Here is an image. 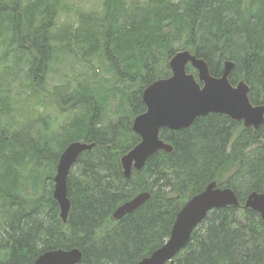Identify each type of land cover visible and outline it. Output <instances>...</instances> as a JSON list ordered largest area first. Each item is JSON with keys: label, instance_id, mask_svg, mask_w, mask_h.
Returning a JSON list of instances; mask_svg holds the SVG:
<instances>
[{"label": "trees", "instance_id": "obj_1", "mask_svg": "<svg viewBox=\"0 0 264 264\" xmlns=\"http://www.w3.org/2000/svg\"><path fill=\"white\" fill-rule=\"evenodd\" d=\"M62 1L0 0V45L8 46L0 59L12 52L21 62L27 58L35 89L65 52L102 58L118 81L108 86L95 73L94 82L69 95L84 111L65 127L61 143L35 135L33 123L0 119V264H33L46 251L75 247L80 264H137L167 241L181 208L213 181L232 188L240 205L212 210L170 264H264L262 218L241 207L252 191L264 193V123L255 129L210 113L187 129H162L172 152L157 151L130 178L121 165L141 140L132 121L146 110L144 88L172 74L168 61L180 48L203 58L216 77L232 61L231 83L245 81L251 102L264 105V0H102L101 12L77 13L80 24L59 27ZM187 70L195 72L191 65ZM12 74L7 67L0 75V117L14 116L4 95L5 76ZM118 94L127 107L104 124L106 106ZM80 140L95 146L70 171L64 222L54 176L62 152ZM143 191L151 195L146 203L113 217Z\"/></svg>", "mask_w": 264, "mask_h": 264}, {"label": "water", "instance_id": "obj_2", "mask_svg": "<svg viewBox=\"0 0 264 264\" xmlns=\"http://www.w3.org/2000/svg\"><path fill=\"white\" fill-rule=\"evenodd\" d=\"M188 65L195 68L197 75L188 72ZM169 66L172 71L169 77L157 79L143 90L142 100L146 110L132 122V129L141 140L121 157L126 178L132 176L134 169H143L149 157L157 151L172 152L173 145L161 137L164 128L187 129L198 117L210 113L225 114L235 121H242L245 127L252 126L255 129L264 123V105L251 102L249 85L245 81L236 85L231 83L229 76L234 67L232 61H226L223 74L216 77L211 74L203 58L185 49L171 57ZM94 146V142L74 141L60 155L54 176L53 197L60 206V216L64 222L68 219L71 206L68 176L79 156ZM150 196L147 191L138 193L120 205L113 217L122 219L146 203ZM239 205L238 196L232 188L219 187L213 181L181 208L167 241L137 264L173 263L189 243L194 230L212 210ZM241 207L258 212L264 223V193L252 191ZM82 256V251L77 247L60 248L46 251L33 264H80Z\"/></svg>", "mask_w": 264, "mask_h": 264}, {"label": "rangeland", "instance_id": "obj_3", "mask_svg": "<svg viewBox=\"0 0 264 264\" xmlns=\"http://www.w3.org/2000/svg\"><path fill=\"white\" fill-rule=\"evenodd\" d=\"M102 9V0H63L59 6V17L56 22L59 27L65 23L74 22L78 25L80 20H76L77 13L89 14L94 11L101 12ZM59 27L54 28V34L59 32ZM5 46L8 49V46ZM5 46L0 45V56L7 51ZM180 50L185 49L180 48L177 51ZM17 56L12 52L5 62L0 59V75L4 76L7 67L14 73L12 76H5L8 84L5 86L8 90L4 92V95L10 97L15 109L13 117L1 116V122L2 124L8 121L33 123L35 135L49 137L51 140L57 138L60 143L67 133L65 127L75 116L84 111L81 106H72L68 100L69 95L75 94L80 85H90L94 82L95 73H97L96 79L104 76L108 81V86L117 84L118 81L115 75L106 69V63L101 61L102 58L97 57L92 61H87L81 55L65 52L59 56V60L51 62L45 84L40 89H35L28 76L30 63L25 57L22 62L19 61ZM169 62L170 60L168 64ZM194 74L197 75L196 70ZM118 85L126 88V84ZM124 103L126 104L125 101ZM123 107L127 106L122 104L120 94L112 97L110 104L106 106L104 124L116 121Z\"/></svg>", "mask_w": 264, "mask_h": 264}]
</instances>
